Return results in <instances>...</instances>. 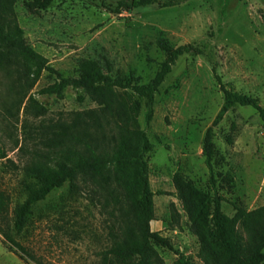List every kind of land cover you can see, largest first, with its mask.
<instances>
[{
    "label": "rangeland",
    "instance_id": "1",
    "mask_svg": "<svg viewBox=\"0 0 264 264\" xmlns=\"http://www.w3.org/2000/svg\"><path fill=\"white\" fill-rule=\"evenodd\" d=\"M29 1L14 4L24 38L66 77H79L80 63L94 59L103 68L108 62L113 77L146 85L169 48L187 43L198 48L179 56L165 76L154 93L150 121L146 99L129 92L139 103L137 122L151 143L145 154L154 193L150 228L168 237L189 264H203L176 181L221 196L229 216L234 205L249 210L264 204V121L254 108L236 105L213 127L214 185L202 154L205 131L224 103L213 69L223 83L264 107V0H154L117 14L100 0H53L45 8H30ZM4 75L0 70V81ZM54 80L43 71L31 90L34 100L25 99L11 115L0 95V188L8 194L9 218L25 198L22 168L43 159L47 125L97 105L85 88L68 86L62 96L40 93ZM74 182V189L67 181L36 203L24 230L15 235L39 263L16 254L0 235V264H101L114 222L106 192L88 175ZM156 250L158 264H176L174 251Z\"/></svg>",
    "mask_w": 264,
    "mask_h": 264
},
{
    "label": "trees",
    "instance_id": "2",
    "mask_svg": "<svg viewBox=\"0 0 264 264\" xmlns=\"http://www.w3.org/2000/svg\"><path fill=\"white\" fill-rule=\"evenodd\" d=\"M16 0H0V81L3 110L11 115L13 107L25 99L33 101L32 88L43 71L55 75V80L40 93L62 96L63 90L85 88L97 104L93 108L71 111L67 121L47 125L41 138L46 151L22 168L23 201L12 209L9 218L8 194L0 188V235L2 242L16 254L38 260L16 240L25 228L32 207L53 189L88 175L106 192V202L114 218L109 231V245L101 252V264H158L161 258L156 247L167 248L178 255L176 264H189L182 252L175 250L168 237L159 230H151L155 220L154 193L150 189L145 154L151 143L137 122L139 103L132 91L146 99V121L152 116L154 93L171 71L179 56L199 51L194 44L169 48L159 69L146 85H135L130 80L113 77L111 67L99 61L85 59L79 66V77L70 78L49 64L24 38L14 4ZM53 0H31L30 8H45ZM100 0L113 13L150 5L154 0ZM165 5H171L168 2ZM214 76L224 95V103L206 129L202 145L204 162L213 176V127L224 114L236 105L254 108L264 121V107L258 100L239 93ZM1 151V149H0ZM37 155H39L37 153ZM10 161L11 166L15 167ZM177 197L190 221V231L199 243L198 258L203 264H264V204L253 209L234 205V214L222 211L223 198L209 195L191 185L175 182Z\"/></svg>",
    "mask_w": 264,
    "mask_h": 264
},
{
    "label": "crops",
    "instance_id": "3",
    "mask_svg": "<svg viewBox=\"0 0 264 264\" xmlns=\"http://www.w3.org/2000/svg\"><path fill=\"white\" fill-rule=\"evenodd\" d=\"M154 221V220H153ZM156 229H158V224H155V226H154Z\"/></svg>",
    "mask_w": 264,
    "mask_h": 264
}]
</instances>
